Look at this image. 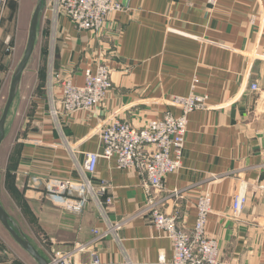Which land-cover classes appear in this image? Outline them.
I'll use <instances>...</instances> for the list:
<instances>
[{
  "label": "crops",
  "instance_id": "1",
  "mask_svg": "<svg viewBox=\"0 0 264 264\" xmlns=\"http://www.w3.org/2000/svg\"><path fill=\"white\" fill-rule=\"evenodd\" d=\"M122 4L127 10L111 16L98 36L78 30L62 14L54 19L45 11L56 23L52 72L71 73L73 83L83 85L85 68L95 67L104 56L112 69V88L92 111L60 118L61 133L50 130L44 120L32 132L36 141L8 147L3 172L13 191L43 221L53 250L90 243L78 264H89L91 253L102 264H171L172 243L152 226L140 177L118 169L114 159H97L90 172L96 189L101 182L107 185L104 197L112 199L107 219L94 201L73 214L53 206L41 184L32 190L25 184L48 177L79 180L77 165L101 151L103 127L114 119L141 127L166 113L179 116L168 100L188 96L195 78V94L207 95L211 108L189 114L182 168L168 174L162 189L151 196L190 230L197 197L208 189L212 203L205 232L218 242L220 263L264 264V0H218L214 6L208 0ZM2 34L0 27V42ZM24 76L25 71L19 90ZM59 87L56 80V94ZM240 193L247 201L234 217L232 201ZM107 222L121 225L116 237L97 239L93 231L100 233ZM19 248L28 262L38 264ZM6 249L0 245V264H12Z\"/></svg>",
  "mask_w": 264,
  "mask_h": 264
},
{
  "label": "built area",
  "instance_id": "2",
  "mask_svg": "<svg viewBox=\"0 0 264 264\" xmlns=\"http://www.w3.org/2000/svg\"><path fill=\"white\" fill-rule=\"evenodd\" d=\"M217 2L218 0H208L213 6ZM44 6L45 11H49L54 19L62 14L78 30L89 31L96 36L106 28L111 16L127 10L122 0H47ZM97 61L95 67L85 68L83 85H75L71 73H51L49 105L53 117L58 119L77 111L90 112L103 102L112 88V69L104 56L99 57ZM56 80L60 83L59 94L54 91ZM197 83L198 80L194 78L188 96L169 98V104L179 109V116L166 113L163 118L148 121L141 127L114 119L103 127L99 134L101 151L88 155L82 166L77 165L80 179L77 181L49 179L45 184L47 200L53 206L71 213H81L90 201H94L102 217L107 219V209L112 202L110 197H104L107 185L101 182L96 189L90 172L97 159H114L118 169L133 170L140 177L148 197L145 210L150 215L152 226L160 230L172 243L171 264H221L218 242L205 232L212 203L208 189L197 197L196 219L190 230H184L178 224L175 215L163 212L159 208V202L151 196L153 191L162 189L163 181L168 174L182 168L189 114L196 110L211 108L207 95L195 94ZM251 89L258 90L256 85H252ZM38 182V179L32 180L27 189H34ZM246 201L244 193L235 195L231 207L232 216L240 215ZM120 228V224L107 222L106 229L100 233L94 230L93 233L97 239L109 235L116 237ZM89 248L90 243H76L70 249L54 252L49 263L78 264L80 255ZM159 259L165 263L163 255ZM89 264L102 263L91 253Z\"/></svg>",
  "mask_w": 264,
  "mask_h": 264
},
{
  "label": "rangeland",
  "instance_id": "3",
  "mask_svg": "<svg viewBox=\"0 0 264 264\" xmlns=\"http://www.w3.org/2000/svg\"><path fill=\"white\" fill-rule=\"evenodd\" d=\"M46 2L47 0H45V5ZM36 4L37 0H0V27L4 32L0 42V117L8 98L12 74L26 47L29 25ZM47 15L44 6L38 26L37 42L25 69L22 86L6 121L5 132L8 137L0 144L2 145L0 150V200L21 234L29 240L40 254L42 252L46 255L45 258H48L49 262L54 252L60 250L51 248L53 240L46 234L47 231L44 230L43 221L36 215L33 208L24 206L25 203L21 201L24 199L18 197V194L13 191L10 179L7 178V172H3L7 166L8 147L12 145L18 147L22 141L27 143L36 141V139H31L32 132L33 130L38 132L40 129L38 124L41 121L47 120L50 130L61 133L60 117L56 119L52 116L49 105L50 73L53 71L51 63L56 49V46H54L56 23L52 17ZM7 36L9 38L6 46ZM71 160L73 164H78L74 155H71ZM37 179L39 185L41 184L44 188L45 195V184L49 179L69 180L55 177ZM30 182L27 181L25 187H28ZM52 216L50 215V217ZM15 243L0 224V245L3 247L5 245L7 247L6 251L10 250L9 253L7 252L9 255H6L8 262L12 264H33L32 261L28 262V259L23 257L22 250Z\"/></svg>",
  "mask_w": 264,
  "mask_h": 264
},
{
  "label": "water",
  "instance_id": "4",
  "mask_svg": "<svg viewBox=\"0 0 264 264\" xmlns=\"http://www.w3.org/2000/svg\"><path fill=\"white\" fill-rule=\"evenodd\" d=\"M44 3L45 0H37L36 7L33 11V15L30 21L28 37H27L26 47L23 56L12 74V78L9 86L8 98L3 108L2 115L0 117V144L5 137L6 120L10 112V109L12 107V104L14 103L18 95L22 74L27 67V64L32 56V53L36 45L38 26L40 23L41 15L44 10ZM0 223L4 227V229L9 233L12 239L24 251H26L38 264H50L48 260L45 257H43L37 251V249L29 242V240L24 235L21 234L20 230L13 222L9 214L6 212L1 202H0Z\"/></svg>",
  "mask_w": 264,
  "mask_h": 264
}]
</instances>
